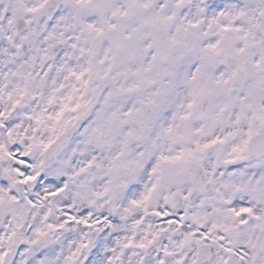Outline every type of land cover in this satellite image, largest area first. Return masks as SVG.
<instances>
[{
  "label": "snow or ice",
  "instance_id": "obj_1",
  "mask_svg": "<svg viewBox=\"0 0 264 264\" xmlns=\"http://www.w3.org/2000/svg\"><path fill=\"white\" fill-rule=\"evenodd\" d=\"M0 264H264V0H0Z\"/></svg>",
  "mask_w": 264,
  "mask_h": 264
}]
</instances>
